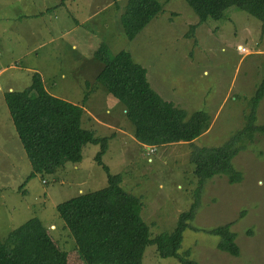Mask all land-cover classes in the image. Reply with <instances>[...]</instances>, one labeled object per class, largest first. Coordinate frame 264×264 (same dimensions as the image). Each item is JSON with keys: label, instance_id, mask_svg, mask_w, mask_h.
Segmentation results:
<instances>
[{"label": "rangeland", "instance_id": "rangeland-1", "mask_svg": "<svg viewBox=\"0 0 264 264\" xmlns=\"http://www.w3.org/2000/svg\"><path fill=\"white\" fill-rule=\"evenodd\" d=\"M157 1L160 13L128 40L119 20L127 0H0V240L37 218L67 253V264H83L55 208L107 185L94 159L99 146L91 144L78 164L65 161L54 174L28 177L31 166L3 93L22 91L38 73L45 90L57 98L81 105L88 93L83 108L102 125L83 114L81 127L107 137L101 162L110 174L121 176L126 193L141 200V217L151 235L171 233L197 194L188 222L193 229L183 230L178 252L187 251L194 264H264V133H256L234 157L243 176L238 184L213 176L197 188L189 161L193 148L218 147L243 127L248 101L264 79L262 22L231 7L219 20L198 24L184 0ZM100 43L111 55L128 52L162 99L189 114H208L209 129L193 144L158 146L147 155L146 146L135 142L123 105L95 83L101 64L93 52ZM254 125H264V97ZM226 223L236 235L237 257L219 251L218 238L205 233ZM142 264L179 262L160 258L148 246Z\"/></svg>", "mask_w": 264, "mask_h": 264}, {"label": "trees", "instance_id": "trees-1", "mask_svg": "<svg viewBox=\"0 0 264 264\" xmlns=\"http://www.w3.org/2000/svg\"><path fill=\"white\" fill-rule=\"evenodd\" d=\"M184 1L198 17V24L208 19L219 20L228 8L235 7L260 20L264 28V0ZM160 11L157 0H127L119 19L123 35L134 39ZM93 59L101 64L95 83L123 105L134 128L133 137L142 146L193 144L209 129L210 117L205 112L189 114L162 99L147 82L145 69L128 52L111 55L107 45L100 43ZM87 95L86 92L81 105L57 98L45 90L38 73L31 75L29 86L22 91L3 93L13 128L31 166L28 177L54 174L65 161L78 164L86 145L99 146L94 159L106 173L107 185L55 208L83 264H142L148 246H154L160 258L194 264L187 251L180 254L178 250L183 230L193 229L188 222L193 218L198 195L195 194L190 209L180 214L171 233L151 235L141 217V200L126 193L120 186L121 176L110 174L101 162L107 150V137H95L92 130L81 127ZM263 97L264 79L248 101L249 111L241 129L218 147L191 150L189 161L194 167L197 188L213 176L226 177L229 185L242 181V173L232 161L256 133H264V125H254L256 108ZM231 225L226 223L205 233L218 238L219 251L237 257L239 248ZM0 264H67V253L59 249L37 218H31L0 240Z\"/></svg>", "mask_w": 264, "mask_h": 264}, {"label": "crops", "instance_id": "crops-1", "mask_svg": "<svg viewBox=\"0 0 264 264\" xmlns=\"http://www.w3.org/2000/svg\"><path fill=\"white\" fill-rule=\"evenodd\" d=\"M10 91V90H9ZM47 91V90H46ZM52 95V94H51ZM71 103V102H70ZM73 104V103H72ZM84 114L88 116V118H90L93 122H95L97 125H102V123L100 122V120H98L94 115H92L91 113H88V111L86 109H84ZM136 143H138L137 141H135ZM141 145V144H140ZM51 228H53V226H50Z\"/></svg>", "mask_w": 264, "mask_h": 264}, {"label": "built area", "instance_id": "built-area-1", "mask_svg": "<svg viewBox=\"0 0 264 264\" xmlns=\"http://www.w3.org/2000/svg\"><path fill=\"white\" fill-rule=\"evenodd\" d=\"M145 149L148 151L147 155L155 152L154 146H146Z\"/></svg>", "mask_w": 264, "mask_h": 264}]
</instances>
